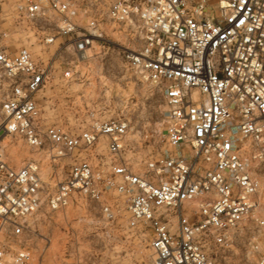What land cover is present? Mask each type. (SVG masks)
<instances>
[{
  "label": "built area",
  "instance_id": "built-area-1",
  "mask_svg": "<svg viewBox=\"0 0 264 264\" xmlns=\"http://www.w3.org/2000/svg\"><path fill=\"white\" fill-rule=\"evenodd\" d=\"M0 0L3 131L39 160L10 166L0 142V264H40L28 241L39 212L79 201L104 228L145 243L151 264H264V0ZM8 20L50 58L8 46ZM126 69L162 96V147L141 156L126 120L55 121L40 99L54 81L79 80L78 64L105 27ZM44 50V51H45ZM59 63L60 76L56 77Z\"/></svg>",
  "mask_w": 264,
  "mask_h": 264
},
{
  "label": "rangeland",
  "instance_id": "rangeland-1",
  "mask_svg": "<svg viewBox=\"0 0 264 264\" xmlns=\"http://www.w3.org/2000/svg\"><path fill=\"white\" fill-rule=\"evenodd\" d=\"M17 1L8 0L3 7L8 15ZM5 26L10 31L7 43L11 52L26 45L35 58L55 54V46L44 51L38 41L21 33L12 21L8 20ZM124 37L118 28L108 24L104 48L94 44L87 59L78 64L76 70L81 78L66 87L54 81L52 89L39 102L55 121L66 124L73 125L78 120H126L131 128L128 141L144 156L162 147L165 106L156 89L126 69L116 49L124 43ZM55 67V76L59 77V63ZM5 97L6 86L0 83V111ZM0 142L10 166L19 168L29 160H39L44 179L54 177L56 182L68 170V160H58L53 165L44 152L30 150L20 139L7 136L1 114ZM98 218L97 210L84 201L55 214L41 211L29 221L35 233L27 244L40 264H151L152 256L145 243L140 244L124 227H102ZM238 257L233 254L230 259H222L221 264H238Z\"/></svg>",
  "mask_w": 264,
  "mask_h": 264
}]
</instances>
